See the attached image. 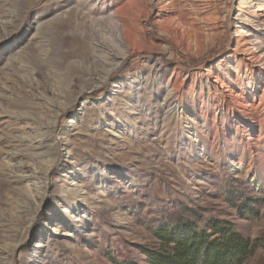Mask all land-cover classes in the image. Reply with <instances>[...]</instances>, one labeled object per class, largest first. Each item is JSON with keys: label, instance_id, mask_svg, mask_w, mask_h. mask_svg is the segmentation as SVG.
<instances>
[{"label": "rangeland", "instance_id": "obj_1", "mask_svg": "<svg viewBox=\"0 0 264 264\" xmlns=\"http://www.w3.org/2000/svg\"><path fill=\"white\" fill-rule=\"evenodd\" d=\"M215 220L264 264V0H0V264Z\"/></svg>", "mask_w": 264, "mask_h": 264}, {"label": "trees", "instance_id": "obj_2", "mask_svg": "<svg viewBox=\"0 0 264 264\" xmlns=\"http://www.w3.org/2000/svg\"><path fill=\"white\" fill-rule=\"evenodd\" d=\"M161 249H148L150 264H245L261 245L226 221H212L197 230L191 224L163 227Z\"/></svg>", "mask_w": 264, "mask_h": 264}, {"label": "bare ground", "instance_id": "obj_3", "mask_svg": "<svg viewBox=\"0 0 264 264\" xmlns=\"http://www.w3.org/2000/svg\"><path fill=\"white\" fill-rule=\"evenodd\" d=\"M138 2V1H137ZM140 3L138 2V5H139ZM139 24V22L137 23V25ZM136 27V26H135ZM124 33L126 34V36H128L127 38H129V39H131L132 38V36H133V34L134 33H136V32H138V29L137 28H134V29H132L130 26H126L125 28H124ZM128 40V39H127ZM109 52H111V51H109ZM108 52V53H109ZM111 54H113V53H111ZM113 55H115V54H113ZM117 57V56H116Z\"/></svg>", "mask_w": 264, "mask_h": 264}]
</instances>
